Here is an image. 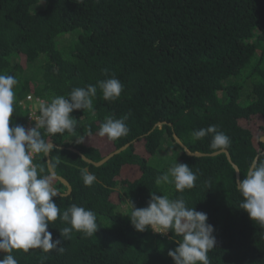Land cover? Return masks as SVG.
I'll use <instances>...</instances> for the list:
<instances>
[{
    "label": "trees",
    "instance_id": "trees-1",
    "mask_svg": "<svg viewBox=\"0 0 264 264\" xmlns=\"http://www.w3.org/2000/svg\"><path fill=\"white\" fill-rule=\"evenodd\" d=\"M0 74L18 81L9 126L26 129L35 126L31 102L97 86L93 110L70 113L74 133L40 129L55 144L51 166L71 191L50 175L46 156L33 158L38 176H50L65 194L54 198L60 214L48 226L64 251L13 250L18 264H174L168 251L182 236L137 231L128 216L131 202L146 207L151 192L183 197L207 214L216 238L210 264H264V227L239 208L243 197L226 155L189 156L173 138L209 154L217 151L212 136L194 141L191 133L215 125L230 138L226 150L240 180L255 158L264 159V0H0ZM112 77L123 91L107 101L97 82ZM108 117H127L128 134L100 137ZM126 144L98 166L68 149L99 161ZM176 162L196 174L195 186L182 193L156 184ZM83 168L96 176L91 186ZM72 204L95 213L92 236L73 230L70 239L61 237L71 226L60 216Z\"/></svg>",
    "mask_w": 264,
    "mask_h": 264
},
{
    "label": "clouds",
    "instance_id": "clouds-1",
    "mask_svg": "<svg viewBox=\"0 0 264 264\" xmlns=\"http://www.w3.org/2000/svg\"><path fill=\"white\" fill-rule=\"evenodd\" d=\"M83 2L76 0L77 4ZM17 83L13 75L0 74V253L6 254L0 259V264H18L12 255L13 250L28 252L39 248L45 253L53 249L63 253L61 240H53L52 233L48 231L49 224L60 214L54 200L58 193L50 176H38V166L33 164V158L39 154L48 156L53 151V144L42 137L40 129L53 136L66 130L74 133L77 120L70 113L79 109L92 111L93 98L97 94V86L89 84L86 88L72 89L67 97L39 100L38 114L33 113L30 117L35 121L34 127H10L15 99L13 89ZM97 83L107 101L117 100L123 91L122 83L115 77ZM126 119L106 118L98 135L107 136L110 141L126 136L129 132ZM191 135L194 141L211 135L210 147L214 150H224L230 145V138L223 132H217L215 125L194 130ZM84 139L79 138L77 143H82ZM43 171L39 168V172ZM81 174L85 186H91L96 181L95 174L87 168L81 169ZM195 180L196 174L186 163L176 162L167 173L156 179V184L172 183L175 190L182 193L193 188ZM236 187L243 197L239 208L246 211L252 221L264 227V159H254ZM128 216L137 231L151 229L159 234L171 231L182 236V240L177 241L178 246L168 251L174 264H210L207 253L216 244L214 227L207 222L206 213L188 207L183 197L170 199L167 195L151 192L146 207L137 208L131 202ZM60 219L71 226L59 230L65 239L71 238L73 230L92 236L98 229L95 213L76 204L64 210Z\"/></svg>",
    "mask_w": 264,
    "mask_h": 264
},
{
    "label": "water",
    "instance_id": "water-1",
    "mask_svg": "<svg viewBox=\"0 0 264 264\" xmlns=\"http://www.w3.org/2000/svg\"><path fill=\"white\" fill-rule=\"evenodd\" d=\"M162 123H164V122H158L156 125L161 126ZM173 138H174L175 142H176L180 147H182L183 150L185 151V153H186L187 155H189V156H206V155H215V154H218V153L223 152V153L226 155L228 161L231 163V165L233 166V168H234V170H235L236 183H238V181L240 180V178H239V169H238L237 165L234 164V163L231 161V159H230V154H229V152H228L226 149H224V150H217V151L212 152V153H209V154H208V153L199 152V151H190V150H189V149H188V148L182 143V141L177 137L176 134H173ZM260 140L264 142V135L260 138ZM51 143L53 144V146H55V144H54L53 142H51ZM126 146H127V144L124 145V146H122V147H120L119 149L115 150L113 153L109 154L108 156H106L105 158H103V159H101V160H99V161H93V160L89 159L88 157H86L85 155H83V154H82L77 148H74V147H71V146H70V147H68V149H70L71 151L77 153L81 158L83 157V158H84V159H83L84 161H86V162H88V163H91V164H93V165L98 166V165H101L104 161H106V160H107L110 156H112L114 153H117V152L121 151V150L124 149ZM46 158H47V168H48V171H49L50 175H51L53 178L58 179L62 184H64V185L66 186L67 193H69V192L71 191V186H70V184L68 183V181H67L65 178H63L62 176H59V175L56 174L55 170H54V169L52 168V166H51V162H50L49 154H48V156H46ZM255 160H256V158H255ZM54 189H55V188H54ZM55 190H56V189H55ZM56 191H57V190H56ZM57 193H58V194H61V193H59L58 191H57ZM61 195H65V194H61Z\"/></svg>",
    "mask_w": 264,
    "mask_h": 264
},
{
    "label": "rangeland",
    "instance_id": "rangeland-1",
    "mask_svg": "<svg viewBox=\"0 0 264 264\" xmlns=\"http://www.w3.org/2000/svg\"><path fill=\"white\" fill-rule=\"evenodd\" d=\"M31 108H32V112H37L38 102L37 101L31 102ZM28 128H30V126Z\"/></svg>",
    "mask_w": 264,
    "mask_h": 264
},
{
    "label": "built area",
    "instance_id": "built-area-1",
    "mask_svg": "<svg viewBox=\"0 0 264 264\" xmlns=\"http://www.w3.org/2000/svg\"><path fill=\"white\" fill-rule=\"evenodd\" d=\"M27 99L28 100L32 99V96L31 95H28L27 96ZM36 101H38V100H36ZM30 107H31V105H30ZM33 113H37V112H32V108H31V116L33 115Z\"/></svg>",
    "mask_w": 264,
    "mask_h": 264
}]
</instances>
